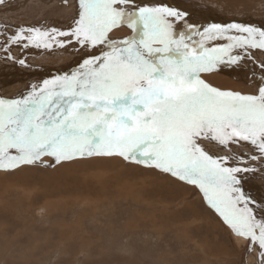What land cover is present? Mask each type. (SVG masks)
Segmentation results:
<instances>
[{
	"label": "snow or ice",
	"instance_id": "6c2138e0",
	"mask_svg": "<svg viewBox=\"0 0 264 264\" xmlns=\"http://www.w3.org/2000/svg\"><path fill=\"white\" fill-rule=\"evenodd\" d=\"M79 9L70 31L29 29L30 35L21 30L13 38L36 47L56 41L96 51L70 75L33 86L23 99H0V170L45 156L56 163L118 156L144 164L197 188L224 225L250 247L258 245L264 259V214L256 210L264 212V203L245 195L240 175L255 169L230 166L228 157L206 147L245 142L259 153L250 159L264 158V86L258 95H241L200 78L242 59L231 54L234 48L264 50V30L230 24L193 33L194 26L186 25L187 33H177L173 22L184 13L134 0H79ZM121 26L133 35L111 39L109 33ZM232 29L246 35H230ZM221 38L228 43L206 47Z\"/></svg>",
	"mask_w": 264,
	"mask_h": 264
},
{
	"label": "rangeland",
	"instance_id": "374dc122",
	"mask_svg": "<svg viewBox=\"0 0 264 264\" xmlns=\"http://www.w3.org/2000/svg\"><path fill=\"white\" fill-rule=\"evenodd\" d=\"M150 1L145 5L152 7L169 3L166 6L184 13L177 4L181 1L183 4L186 3L185 6L197 7L203 13L205 12L204 14L210 12L213 16H221L222 20L218 17L216 18L218 21L214 17L210 19L212 24L222 27L224 17L231 13L229 6H226L227 10L225 7H217L213 2L215 0ZM134 3L137 6L144 4L143 0H135ZM193 3L196 6H193ZM238 4H241L238 5L239 9H242L244 5L246 8L251 7V3L244 1ZM127 7L132 8L133 5L129 4ZM79 11V0H4V3L0 4V84H7L0 90L5 91L1 94L5 96L3 97L5 100L23 99L32 91L34 85L42 86L45 79L29 85L31 78L38 77L36 76L38 72H33L31 67L26 69L27 64L31 66L32 63L33 68L39 67L38 70L42 72L50 71L49 66L56 68L59 60L69 57L71 51L79 56V65L86 56L96 51L92 49L89 53L85 52L75 43L65 44V50H62L63 48L56 41H50L52 46L45 48L36 47L27 40L15 42L13 40L15 35L21 33V30H24L26 36L31 34L27 31L29 29L49 33H52L53 29L70 31L76 26ZM191 14L189 16L185 14L181 21H174L173 26L180 25V30L187 33L186 25L193 24L187 21L191 22L196 13ZM228 17L231 21L235 19L234 16ZM204 24L205 22L201 21V23H194V26L199 27ZM197 27L193 33L197 30L201 33L204 31ZM10 28L17 33H11ZM132 34L127 26L125 28L121 26L109 33V37L119 40L128 38ZM59 39L57 37V41ZM65 39L67 41L69 37ZM196 39H200V36L193 34V40L197 41ZM211 42L212 45L209 47L220 45L219 40H211ZM226 42L228 41L225 40L224 43ZM25 44L29 46L25 47ZM231 54H240L242 59L234 64L222 63L218 66L226 64L233 66L235 70L242 68V72L250 70L248 56L243 48H234ZM42 56H48L49 59L46 61ZM262 59L263 61H256V65L260 68L253 65L252 70L255 67L256 71L264 68V58ZM20 60L24 63L21 64ZM22 65L23 69L25 68L23 73L27 72L28 78L26 79V75L21 77L28 81L26 84L16 86L17 81L14 82L15 85L12 83L15 76L5 67L20 69ZM217 72H220L218 68L210 73H201L200 78L210 83L206 78L207 74ZM221 76L229 79V84L226 83L228 87L222 90L243 95H247L248 92V95H251L253 90L256 91L253 83L251 86H249L250 83L242 85L243 76L237 79H231L222 74ZM11 87L15 89L16 95H12L14 92ZM212 146L213 144L206 146L214 149L212 153H209L214 156L228 157L230 166L245 165L255 169V164L263 165L247 163L243 160L241 163V157L243 159L251 157L250 151L235 153L231 147L233 149L237 147H233L232 144L228 147L233 153L224 151L220 145ZM248 146L250 145H245L247 149ZM256 171L257 169L254 172ZM17 174L22 176H19L21 183L11 179ZM164 187L172 188V190L177 188L184 195L172 201L169 196H165L166 188ZM246 196L254 198L248 193ZM262 199L264 200V194ZM189 201L193 203L197 201L198 210L200 213L203 211L202 215L206 214L208 223L217 224L215 235L218 236L219 243L216 248L213 245V251L206 252L207 248L201 247L199 243L202 244V242L195 236H192L190 243L187 241L186 227L189 228L191 222L187 217L190 215L189 210L186 211L185 208L189 205ZM212 212L203 200L202 193L193 185L144 164L126 161L118 156H86L60 163H56L49 157L35 164L21 165L15 170L7 172L0 170V264H225L229 259L230 264H244L249 250V241H240L238 245L236 243L231 245L226 225ZM179 219L182 220L181 224L176 227L175 223ZM163 220H165L164 223L160 222ZM173 220L174 226L173 223L172 225L169 223ZM197 224L195 222L193 226L198 227ZM181 231L182 235H179ZM198 232L202 234L201 237H205L204 242L207 246L212 245V242L207 240L211 237L209 238L205 232ZM220 247L223 251L225 248L228 249L229 257L219 254Z\"/></svg>",
	"mask_w": 264,
	"mask_h": 264
},
{
	"label": "bare ground",
	"instance_id": "6f19581e",
	"mask_svg": "<svg viewBox=\"0 0 264 264\" xmlns=\"http://www.w3.org/2000/svg\"><path fill=\"white\" fill-rule=\"evenodd\" d=\"M135 1V0H134ZM240 1H244V2H247V3H251V7L250 8H246V7H244L243 6V8L242 9H239L238 8V5H241V4H238ZM143 2H144V4H142L141 5V7H143V6H148V5H145L147 2H151L150 0H143ZM213 2H215V4H216V6L218 7H225V9L227 10V7L226 6H229L230 7V9H231V13L229 14V15H226V17H224V23L222 24L221 22V24L223 25V27L224 28H227V26L228 25H230V24H239V25H242V26H245V27H251V28H255V26H257V28L256 29H259V30H264V0H215V1H213ZM235 2H237L236 4L237 5H235ZM175 3V2H174ZM206 3V2H205ZM75 4V3H74ZM169 3H165V4H163V6H166V5H168ZM176 4V3H175ZM178 5H179V7H181V10L182 11H184V13L186 14V16H189L192 12H194V13H196L195 15H194V18H192L191 19V22H189V21H187L188 23H193V24H188V25H193L194 26V23H201V21H204L205 22V24L203 25V26H199V27H197L198 25H196V26H194V29H195V27H197V28H199V29H201V30H204L206 27L207 28H209L210 26H212V25H214V24H212V21H211V17H214L215 19L218 17V18H220L219 20H222V17L221 16H219V15H216V16H213V15H211V13L210 12H207L206 14H204L200 9H198L197 7H189V6H185L184 4H186V3H184L183 4V2H178L177 3ZM210 4V3H209ZM229 4V5H228ZM193 6H196V4L195 3H193L192 4ZM58 5H56V7H57ZM258 6V7H257ZM46 7V6H45ZM152 7H154V6H152ZM207 7V6H206ZM42 8V7H41ZM193 8L195 9V10H193ZM38 9V8H37ZM43 10V9H42ZM228 12V11H227ZM213 14V13H212ZM226 14V13H225ZM191 15H193V14H191ZM2 16V15H1ZM203 16H204V18H203ZM228 16H234L235 17V19L234 20H236V22L233 20V21H231L230 19H229V17ZM190 17H192V16H190ZM190 17H189V20H190ZM26 18V17H25ZM187 19V18H186ZM27 20H28V18H27ZM185 20V19H184ZM183 20V21H184ZM217 20V19H216ZM181 21V20H180ZM218 21V20H217ZM25 23V22H24ZM183 22H181V24H182ZM65 24V23H64ZM249 24H256L255 26H251V25H249ZM183 25V24H182ZM201 25V24H200ZM33 26V25H32ZM34 27V26H33ZM36 27V26H35ZM52 27H53V25H52ZM124 28H125V26H123ZM201 27V28H200ZM54 28V27H53ZM187 28V27H186ZM40 29V28H39ZM173 29H174V31H176L177 33H179V32H185V31H183L182 29L180 30V25H175V26H173ZM193 29V30H194ZM10 30H11V33H17V32H15V30L14 29H12V28H10ZM69 30V29H68ZM57 32L58 31H61V30H56ZM186 31H188V29L186 30ZM54 34V33H53ZM229 34L230 35H246V34H242V33H238L235 29H232V30H230V32H229ZM12 35V34H11ZM133 35V34H132ZM131 35V36H132ZM14 36V35H13ZM16 36V35H15ZM122 37H124V36H122ZM60 39H62V41H65L66 39H65V37H59ZM60 39H59V41H60ZM197 41L199 40V39H196ZM217 40H219V43H220V45H226V43H228V42H226V43H224V41H225V39H217ZM213 42V41H212ZM212 42L210 41V42H207L206 43V47H209V46H211L212 45ZM190 44H191V42H189ZM219 45V46H220ZM29 46V45H28ZM71 46V45H70ZM74 46V45H73ZM75 47V46H74ZM78 47H79V45H78ZM53 48V47H52ZM63 49L62 50H65V47H62ZM24 49V48H23ZM43 50H44V48H42ZM79 49V48H78ZM66 50H68L69 52H70V50L69 49H66ZM43 52V51H42ZM93 52H95V51H93ZM12 53V52H11ZM89 53V52H88ZM244 53H246L247 54V56L249 57H247V59H248V67L250 68V70L249 71H247V72H242L243 70H242V68L240 69H238L237 68V70H235L234 69V67L233 66H230V65H226V64H224V65H220V67L218 66L217 68L220 70V72H217V73H213V74H211V75H209V74H207V76H206V78H207V80L212 84H210V83H208L210 86H212V87H214V88H216V89H218V90H220V91H224V92H230V91H226V90H222V89H225V88H227L228 87V84H229V79H225V78H223L222 76H221V74L224 76H227L228 78H231V79H237V77H241V76H243V80H242V85H248L249 83V86H251V83H253L254 85H255V89H256V91H254L253 90V92H251V95H258V92H259V88L260 87H262L263 85H264V68L263 69H261V71H259V70H257L256 71V67H259V65H256V61H258L259 62V60H262L263 61V59L262 58H264V50H262V49H252V48H248L247 49V51H245V49H244ZM2 54V53H1ZM7 54V53H6ZM86 54V53H85ZM44 55V54H43ZM87 55V54H86ZM2 57H4V55H2ZM32 57V56H31ZM79 56L75 53V52H73V51H71L70 52V56L69 57H67V58H61L60 60H59V65H56L55 67L56 68H52L51 66H49V69H50V71H39L38 70V68H33V65H32V63H31V66L29 65V64H27V66H26V69H28L27 67H31L32 68V71L33 72H38L37 74H36V76H38V77H34L33 79L31 78V81L30 82H28L29 83V85H34L33 83H36V82H39L40 81V79H48L49 78V80H53V79H55L57 76H64V75H69L68 73H72L73 71H75L78 67H79V64H78V60H79V58H78ZM87 57V56H86ZM42 58L43 59H49L48 58V56H42ZM30 59V58H29ZM50 59H52V58H50ZM63 59V60H62ZM256 59H258V60H256ZM46 60V61H47ZM57 60V59H56ZM81 60H82V58H81ZM17 61V60H16ZM52 61V60H51ZM15 62V61H14ZM32 62V61H31ZM35 62H37V61H35ZM44 62V61H43ZM55 62V61H54ZM63 62L66 64H63ZM70 62V63H69ZM261 62V61H260ZM42 63V62H41ZM45 63V62H44ZM67 63H69V64H67ZM243 63V62H242ZM39 64H40V62H39ZM48 64V63H47ZM240 64V63H239ZM261 64V63H260ZM35 65V64H34ZM48 65H50V64H48ZM256 65V67H255V69L254 70H252V67H254V66ZM242 66H243V64H242ZM246 66V65H245ZM62 68V69H61ZM260 68V67H259ZM5 69L7 70V71H9L10 73H12L15 77H14V81L12 82V83H14V82H18L17 83V85L16 86H19L20 84H26L27 83V81L25 80V78L24 77H21V76H23V75H28V73L27 72H25V73H23V71L25 70V68L23 69V65L20 67V69H14V68H11V66L10 67H5ZM46 69V68H45ZM48 70V69H47ZM31 71V72H32ZM29 72V71H28ZM250 72V73H249ZM6 73V72H5ZM249 73V74H248ZM259 73H262V74H259ZM248 74V75H247ZM11 77V76H10ZM13 77V76H12ZM28 78V76L26 77V79ZM30 78V77H29ZM205 78V79H206ZM18 79H21V80H18ZM44 80V81H45ZM11 81V80H10ZM26 81V82H25ZM9 82V81H8ZM25 82V83H24ZM43 82V81H42ZM226 83H228L227 85H226ZM6 83H2V84H0V88H2L4 85H5ZM7 85V84H6ZM9 85V84H8ZM14 85H15V83H14ZM214 85V86H213ZM9 86H11V85H9ZM9 86H8V88H9ZM13 86V85H12ZM15 86V87H16ZM21 86V85H20ZM35 86V85H34ZM32 87V86H31ZM37 87V86H36ZM40 87V86H39ZM39 87H37V88H39ZM12 88V87H11ZM20 88V87H19ZM12 91L14 92V94H12V95H16V93H15V89H13L12 88ZM5 92V91H4ZM2 90H0V99H3V100H5L3 97H5L4 95H1V94H3L4 93ZM22 93V92H21ZM234 93V92H233ZM6 94V93H5ZM247 95L249 94V92L248 93H246ZM241 95H243V94H241ZM11 96V95H10ZM8 98V97H7ZM19 98V97H18ZM230 144H232L233 145V147H237V149H233L232 147H231V149L233 150V151H235V153H237L238 152V154L240 153V152H243V153H245V152H248V151H250V156L251 155H253V154H255V155H259V153L258 152H255L254 151V149L252 148V146L250 145V146H248V149H247V147H245V142H240V144L241 145H243V146H240V145H238V144H234V143H230ZM245 144V145H244ZM215 145H217V144H213V146H215ZM212 146V147H213ZM223 148H224V151H228V152H230V153H233V151H231L230 149H229V147L227 146V147H224V146H222ZM235 147V148H236ZM208 150H209V152H211L212 153V151H214V149H212V148H207ZM211 149V150H210ZM49 159V156H45L44 158L42 157L41 159L43 160H45V159ZM52 158V157H51ZM53 159V158H52ZM243 161H246L247 163H261V164H263V165H260V164H255V169H257V171L256 172H254V171H250V172H247V173H241L240 175H242L243 176V181H242V187H243V191H244V193H245V195H246V193H248V195L249 194H251L254 198H253V200H255V201H257V202H260V203H264V200L262 199V197H263V194H264V163H263V161H264V158H261V159H257V160H252V159H250V157L249 158H244L243 159ZM253 161V162H252ZM37 163V162H36ZM241 163H243L242 162V160H241ZM39 164V163H38ZM232 164V163H231ZM250 166H252V165H250ZM240 167H245V165L243 166V165H241ZM247 167V166H246ZM252 168H254V167H252ZM19 176L20 177H22L20 174L18 175H15L14 177H12L11 179L12 180H15V182L17 183V182H20L19 181ZM245 179V180H244ZM260 182H262V183H260ZM2 183V182H1ZM7 182H5V184H6ZM21 183V182H20ZM11 184V183H10ZM258 186H257V185ZM166 188V189H165ZM161 189H162V187H161ZM164 189H165V192H164V194H165V196L166 197H170L171 198V200L172 201H175V200H177L178 198H180V197H183V195H184V193H181V191L179 190V189H174V190H172V188H168V187H164ZM262 189H263V194L261 193V191H262ZM176 190V191H175ZM251 197V196H250ZM159 198V197H158ZM166 199V198H165ZM164 199V200H165ZM162 200V199H161ZM166 202V201H165ZM190 202H192V201H189V205H186V211H187V209L189 210V213H190V215H188L187 217L189 218L188 220L191 222L190 223V226H189V228L188 227H186L187 229V231H186V236H187V241H189L188 243H190L191 242V238H192V236H195V237H197L201 242H202V244H200L199 243V245L201 246V247H203V248H207L206 249V252H210V251H213V245L215 246V248L218 246V243H219V240H218V236L217 235H215V229L217 228V224L215 223V222H212V223H208V221H207V218H206V214H205V216L204 215H202L203 214V211H202V213H200L199 212V210H198V204H197V201H194V203H193V205H191L192 203H190ZM256 210H257V213L258 214H264V212H262L261 211V209L257 206V208H256ZM201 211V210H200ZM183 212V211H182ZM169 213V212H168ZM168 213H167V215H168ZM179 213V212H178ZM213 213V212H212ZM174 214V213H173ZM176 214V213H175ZM170 215H171V213H170ZM176 216H179V215H176ZM176 216H173V217H176ZM169 217V216H168ZM171 217V216H170ZM172 217V218H173ZM178 218V217H177ZM258 218H259V215H258ZM165 219V218H164ZM171 219V218H170ZM169 219V220H170ZM160 220V219H159ZM202 220V223H200V221ZM164 221L165 220H163V221H160V222H163L164 223ZM181 219H179L178 221H176V223L174 222V220L173 221H169V223L172 225V223H173V226H174V223H175V226L176 227H179V225L181 224ZM195 222H197L198 224H197V226L198 227H194L193 226V223H195ZM183 225V224H182ZM181 225V226H182ZM195 225V224H194ZM191 227V228H190ZM227 227V226H226ZM161 229V228H160ZM227 229H228V231H229V234H230V238H229V243L232 245H234V243H236V245H238L239 244V242L240 241H245L246 239H244V238H242V237H238V236H236L228 227H227ZM223 230H225L226 231V229L225 228H223ZM161 231V230H160ZM198 231H201V233L202 232H205L208 236H209V238L210 239H207V240H209L210 242H212V245H206L205 244V237H201V235L202 234H200ZM125 232V231H124ZM178 233V232H177ZM226 233H228L227 231H226ZM179 235H182V231L181 232H179L178 233ZM177 234V235H178ZM195 239V238H194ZM178 240V239H177ZM196 240V239H195ZM206 240V241H207ZM194 241V240H193ZM248 241V240H247ZM196 242V241H195ZM199 242V241H198ZM209 244V243H208ZM230 245V246H231ZM197 246V245H196ZM200 247V248H201ZM187 248V247H186ZM220 249V251H219V254L220 255H223V256H225V257H229V252H228V249L227 248H225L224 249V251H223V248L222 247H220L219 248ZM246 259H245V263L244 264H264V259H262V257H261V249L258 247V245H252L251 247L249 246V250L247 251V254H246ZM230 259L227 261V262H225V264H230ZM231 264H233V263H231Z\"/></svg>",
	"mask_w": 264,
	"mask_h": 264
}]
</instances>
